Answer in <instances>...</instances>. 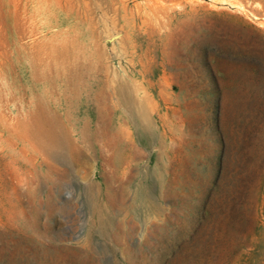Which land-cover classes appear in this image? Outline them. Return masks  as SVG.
<instances>
[{"label":"rangeland","instance_id":"1","mask_svg":"<svg viewBox=\"0 0 264 264\" xmlns=\"http://www.w3.org/2000/svg\"><path fill=\"white\" fill-rule=\"evenodd\" d=\"M0 264H264V0H0Z\"/></svg>","mask_w":264,"mask_h":264},{"label":"bare ground","instance_id":"2","mask_svg":"<svg viewBox=\"0 0 264 264\" xmlns=\"http://www.w3.org/2000/svg\"><path fill=\"white\" fill-rule=\"evenodd\" d=\"M230 55L232 57L233 60H237V61H240V60H247L249 57L247 55H245L244 52H240L239 50L237 51H233L232 49L230 50ZM242 62V61H240ZM245 63V62H244ZM135 113V112H134Z\"/></svg>","mask_w":264,"mask_h":264}]
</instances>
